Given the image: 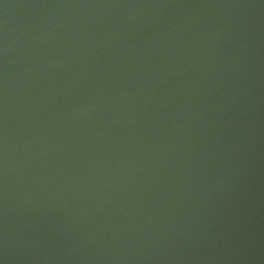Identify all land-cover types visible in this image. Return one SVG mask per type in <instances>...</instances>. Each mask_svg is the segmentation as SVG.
I'll list each match as a JSON object with an SVG mask.
<instances>
[{
	"label": "water",
	"instance_id": "obj_1",
	"mask_svg": "<svg viewBox=\"0 0 264 264\" xmlns=\"http://www.w3.org/2000/svg\"><path fill=\"white\" fill-rule=\"evenodd\" d=\"M0 264H264V0H0Z\"/></svg>",
	"mask_w": 264,
	"mask_h": 264
}]
</instances>
